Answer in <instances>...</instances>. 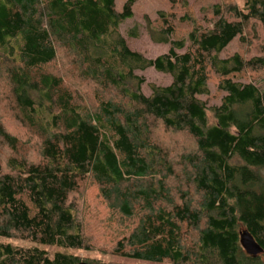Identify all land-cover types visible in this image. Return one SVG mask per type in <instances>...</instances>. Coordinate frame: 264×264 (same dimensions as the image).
<instances>
[{
	"label": "trees",
	"instance_id": "1",
	"mask_svg": "<svg viewBox=\"0 0 264 264\" xmlns=\"http://www.w3.org/2000/svg\"><path fill=\"white\" fill-rule=\"evenodd\" d=\"M169 1L152 59L120 32L135 0H0V264H264V88L243 81L264 74V0L213 4L206 25ZM235 39L261 53L222 56ZM149 67L172 81L147 96Z\"/></svg>",
	"mask_w": 264,
	"mask_h": 264
},
{
	"label": "rangeland",
	"instance_id": "2",
	"mask_svg": "<svg viewBox=\"0 0 264 264\" xmlns=\"http://www.w3.org/2000/svg\"><path fill=\"white\" fill-rule=\"evenodd\" d=\"M116 1V9L118 11H121L123 9V6L127 0H115ZM226 0H196V1H189L191 4L192 9V17L195 20H198L199 23L206 25L207 20V12L206 10H209L213 4L220 3ZM238 5L242 4V0H234ZM134 16L130 19L125 20L120 25V32L124 36V38L127 40V43L129 47L132 50H137L141 53H143L148 58H156L159 55L164 54L168 50V45L164 43H159L155 41L154 35L156 34L155 30L158 28L159 22L158 17L160 12H168L170 11L171 5L169 0H135V2L132 5ZM178 10V13L176 15L175 24L176 26H179L177 31L180 35L181 33H186L189 30V26L183 23V21L180 20V18L183 15V11ZM210 11H208V15H210ZM132 29H136V32L138 33V36H131L129 32ZM264 43V42H263ZM254 47L248 46L247 43H244L238 39H235L233 42L229 44V46L224 50L222 53V56H228L235 52H242L247 57L260 54L262 44L256 43V41L251 42ZM136 74L142 76L145 79L144 84L142 85V91L145 95L149 96L152 93L151 85H169L172 81V76L167 73L158 72L153 67H149L145 70H136ZM263 74V73H261ZM253 75L250 71L247 72L246 78L243 79V81H257L260 82V85L264 88V74L261 75ZM260 80V81H259ZM210 103L218 104L222 92L219 91L217 88V79L213 78L210 82ZM8 128L13 132L19 135L20 139L24 144L30 142V138L27 135L26 131L18 126L15 122L9 121L7 122ZM161 133V132H160ZM176 142H182L181 145L177 146L179 150L175 151L174 154L177 152H183L185 150L190 151L192 148V142H190V139L185 137L182 140L174 139L172 140ZM33 153V151L31 152ZM36 155V154H35ZM179 155H172L174 160L177 159ZM182 186V185H181ZM182 190L190 192V188L187 186H182ZM194 191V190H193ZM192 191V192H193ZM93 194H95V190L92 191ZM194 193V192H193ZM191 195V194H190ZM193 196V195H191ZM5 242H11L13 244L17 245H26L27 243L20 240H6ZM50 253H54L56 251L62 250L57 247H45ZM73 254L79 255L83 260L85 261H109L112 259H115V257L104 253L99 252L97 250L93 251H86V250H70ZM115 261H123V259H115ZM137 263V262H135ZM138 264V263H137ZM149 264V263H145ZM155 264V263H154ZM158 264V263H156ZM163 264H170V263H163Z\"/></svg>",
	"mask_w": 264,
	"mask_h": 264
},
{
	"label": "water",
	"instance_id": "3",
	"mask_svg": "<svg viewBox=\"0 0 264 264\" xmlns=\"http://www.w3.org/2000/svg\"><path fill=\"white\" fill-rule=\"evenodd\" d=\"M246 247L248 249H251V250H258L259 249V246L257 245V243L252 238H249ZM80 264H95V263L82 261Z\"/></svg>",
	"mask_w": 264,
	"mask_h": 264
}]
</instances>
